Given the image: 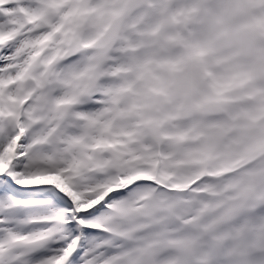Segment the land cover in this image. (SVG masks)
I'll use <instances>...</instances> for the list:
<instances>
[{"label": "snow or ice", "instance_id": "snow-or-ice-1", "mask_svg": "<svg viewBox=\"0 0 264 264\" xmlns=\"http://www.w3.org/2000/svg\"><path fill=\"white\" fill-rule=\"evenodd\" d=\"M0 264H264V0H0Z\"/></svg>", "mask_w": 264, "mask_h": 264}]
</instances>
